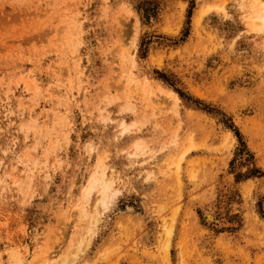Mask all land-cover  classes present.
<instances>
[{"label": "rangeland", "instance_id": "374dc122", "mask_svg": "<svg viewBox=\"0 0 264 264\" xmlns=\"http://www.w3.org/2000/svg\"><path fill=\"white\" fill-rule=\"evenodd\" d=\"M256 11L0 0V264H264Z\"/></svg>", "mask_w": 264, "mask_h": 264}, {"label": "bare ground", "instance_id": "6f19581e", "mask_svg": "<svg viewBox=\"0 0 264 264\" xmlns=\"http://www.w3.org/2000/svg\"><path fill=\"white\" fill-rule=\"evenodd\" d=\"M253 1H254V5L257 7V11H256L257 15L253 21L254 22L256 21L258 25H261V24L264 25V1L263 0H253ZM171 95H175V93L171 92ZM103 179H104V176L97 177L96 175H93L91 178V181L89 182V184L87 185V187L85 189V196H83V197L89 198L91 193L93 192V190H95V188H97L98 186L101 185L102 186V191H101L102 192V200L105 202L107 197H108L107 193L110 189L111 182H103ZM85 216L89 217L87 214ZM209 216L210 217L214 216L213 212H210ZM96 219H98V218H96Z\"/></svg>", "mask_w": 264, "mask_h": 264}]
</instances>
